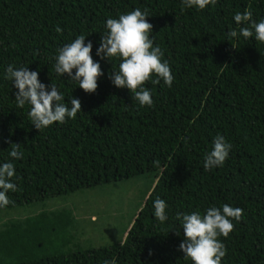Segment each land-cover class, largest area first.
Wrapping results in <instances>:
<instances>
[{"label": "trees", "instance_id": "1", "mask_svg": "<svg viewBox=\"0 0 264 264\" xmlns=\"http://www.w3.org/2000/svg\"><path fill=\"white\" fill-rule=\"evenodd\" d=\"M136 8L148 10L150 38L174 76L170 88L145 84L152 107H140L127 88L113 85L109 73L118 70V59L96 55L106 19ZM246 10L259 22L264 0H217L183 11L181 0H0V165L14 164L18 189L7 193L12 202L0 210L139 174L152 177L118 242L56 245L38 255L56 233L44 224L67 229L72 223L68 211L39 212L0 228V264H193L178 250L183 229L176 214L224 204L242 208L243 216L220 237L221 264H264V43L228 36L244 26L233 17ZM78 35L92 42V58L104 73L94 93L55 73L57 50ZM9 64L37 71L69 107L78 98L82 111L38 131L30 106H16L18 89L4 78ZM217 134L232 147L223 166L205 171ZM9 141L20 143L23 159L9 156ZM157 197L167 204L164 222L154 217Z\"/></svg>", "mask_w": 264, "mask_h": 264}, {"label": "clouds", "instance_id": "2", "mask_svg": "<svg viewBox=\"0 0 264 264\" xmlns=\"http://www.w3.org/2000/svg\"><path fill=\"white\" fill-rule=\"evenodd\" d=\"M216 3L217 0H181V11L187 8L204 10L206 6H214ZM148 16L150 15L147 9L142 11L136 8L118 18L106 19L107 31L102 35L96 49V55L101 59L111 62L115 58L120 61L118 70L109 73V79L115 87L127 88L132 99L142 108L152 107L154 104L151 91L145 87L147 82L159 84L162 81L170 88L174 81L170 65L167 60L162 59V50L159 46H154L153 39L150 38L153 25L146 19ZM233 19L238 25L244 26L239 28V33L236 30L230 31L229 37H254L256 41L264 43V19L259 22L253 20L250 10L235 13ZM55 30L58 33L62 31L59 26ZM85 37L78 35L71 43L57 50L55 73L59 77L67 74L85 93H94L98 87L97 80L104 73L99 62L92 58V42L85 43ZM38 77L37 71L29 70L27 66L15 68L12 64L6 67L4 76L18 89L15 93L16 106H30L28 117L34 127L42 131L54 123L64 124L68 119H75L82 111L80 100L72 97L69 107L55 84L46 86ZM9 143L12 145L9 156L13 160L23 159L24 153L20 151V143ZM231 147L223 135L217 134L211 150L205 154L204 170L211 171L223 166ZM14 176L12 162L0 165V207L12 202L8 192L18 190L17 185L12 182ZM153 207L154 217L160 222L166 221V202L157 197ZM242 216V208L228 204L222 205V208L209 207L203 214L199 210L190 214L178 212L176 219L181 221L183 229V241L178 250L193 264H221L226 255V248L220 237L227 238L234 230L233 220L239 221ZM176 234L180 235V232ZM105 264L114 262L105 261Z\"/></svg>", "mask_w": 264, "mask_h": 264}, {"label": "rangeland", "instance_id": "3", "mask_svg": "<svg viewBox=\"0 0 264 264\" xmlns=\"http://www.w3.org/2000/svg\"><path fill=\"white\" fill-rule=\"evenodd\" d=\"M152 177L139 174L127 179L98 184L68 194L49 196L33 203L0 210V228L10 221L36 215L39 212L54 213L64 210L71 213L72 223L64 228L60 224L46 223L52 243L37 248L38 255L53 251L54 247L105 246L123 238L122 231L137 213V206L147 191ZM51 222V220L49 219ZM60 239H63L60 242Z\"/></svg>", "mask_w": 264, "mask_h": 264}]
</instances>
